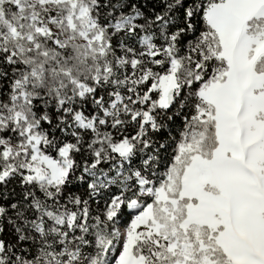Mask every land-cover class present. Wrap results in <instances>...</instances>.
<instances>
[{
    "label": "snow or ice",
    "instance_id": "obj_1",
    "mask_svg": "<svg viewBox=\"0 0 264 264\" xmlns=\"http://www.w3.org/2000/svg\"><path fill=\"white\" fill-rule=\"evenodd\" d=\"M0 264H264V0H0Z\"/></svg>",
    "mask_w": 264,
    "mask_h": 264
}]
</instances>
